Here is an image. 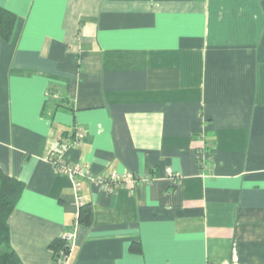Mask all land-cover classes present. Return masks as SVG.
Wrapping results in <instances>:
<instances>
[{
	"label": "crops",
	"instance_id": "1",
	"mask_svg": "<svg viewBox=\"0 0 264 264\" xmlns=\"http://www.w3.org/2000/svg\"><path fill=\"white\" fill-rule=\"evenodd\" d=\"M1 7L17 17L0 39V168L24 184L7 221L23 263L66 264L50 244L76 229L67 264H264V0ZM54 151L153 180L108 194L59 174Z\"/></svg>",
	"mask_w": 264,
	"mask_h": 264
},
{
	"label": "trees",
	"instance_id": "2",
	"mask_svg": "<svg viewBox=\"0 0 264 264\" xmlns=\"http://www.w3.org/2000/svg\"><path fill=\"white\" fill-rule=\"evenodd\" d=\"M17 17L5 8H0V39L10 42L14 35ZM24 184L14 178L6 176L0 168V264H25L17 255L15 249L11 247L10 229L7 221L12 211L15 209ZM78 217L79 224L90 227L94 222V209L91 202H86L80 207ZM55 256H59L61 251H68L66 241L61 237L50 244ZM133 252L140 251V245L131 246Z\"/></svg>",
	"mask_w": 264,
	"mask_h": 264
},
{
	"label": "built area",
	"instance_id": "3",
	"mask_svg": "<svg viewBox=\"0 0 264 264\" xmlns=\"http://www.w3.org/2000/svg\"><path fill=\"white\" fill-rule=\"evenodd\" d=\"M82 136H83V130L78 128L77 130V136L74 140L75 145H81L82 144ZM54 158L52 159L53 164L56 166L57 172L61 175H71L72 177H82L83 179L90 181L92 183H95L96 185L100 186L106 193L113 194V192L117 191L120 188H128L130 190H135L137 186L139 185H147L152 182V178L147 177H141L138 175H134L130 172H123L118 173L116 171H112L109 174H101L99 176L92 174V171L90 167L82 166L81 164H76L74 166H69L68 164H65L64 161H62V156L57 152L54 151ZM167 174L169 176V179L174 184H178L181 176L176 174L174 171H172L171 168L167 169ZM81 184L78 183L76 185L77 191H81ZM79 198V209L81 206L85 205L87 202V198L82 196L81 194L78 195ZM77 237L76 229L68 230L62 236V238L66 241L68 251H61L59 257L60 261L64 263H68L70 260V252L72 251V248L75 246L74 242Z\"/></svg>",
	"mask_w": 264,
	"mask_h": 264
}]
</instances>
